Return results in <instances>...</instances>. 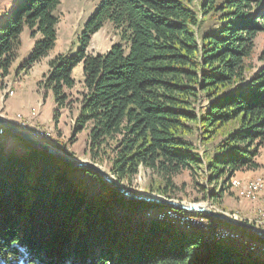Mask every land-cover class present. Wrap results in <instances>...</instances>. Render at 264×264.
Returning <instances> with one entry per match:
<instances>
[{
  "label": "trees",
  "instance_id": "trees-1",
  "mask_svg": "<svg viewBox=\"0 0 264 264\" xmlns=\"http://www.w3.org/2000/svg\"><path fill=\"white\" fill-rule=\"evenodd\" d=\"M60 4L16 0L0 21L1 80L10 74L25 28L34 44L19 71L55 47ZM210 12L214 23H208ZM108 21L120 40L90 52L92 36ZM259 33L264 0H100L77 49L50 60L42 86L53 93L58 120L71 104L74 69L82 64L71 139L87 128L91 159L124 182L141 166L151 169L165 181L152 191L170 197L175 175L202 169L214 186L211 193L203 185L205 197L218 203L238 170L260 166L264 63L247 74ZM235 121L206 159L187 136L196 127L208 139ZM18 139L25 152H8L0 140V264H264V255L245 249L243 239L213 236L207 243L204 230L145 220L143 211L156 205L129 201L97 173ZM83 173L98 188L92 190Z\"/></svg>",
  "mask_w": 264,
  "mask_h": 264
},
{
  "label": "rangeland",
  "instance_id": "rangeland-1",
  "mask_svg": "<svg viewBox=\"0 0 264 264\" xmlns=\"http://www.w3.org/2000/svg\"><path fill=\"white\" fill-rule=\"evenodd\" d=\"M99 1L100 0H61V4L57 10L58 36L55 47L51 49L47 55L35 62L30 69L19 71V62L22 61L31 51L29 50L31 36L28 28H25V35L21 34V44L17 50V57L11 66L10 74L4 79V81L0 79V86L5 82V86L0 87V105H2L0 108L4 109L11 105L12 108L14 106L17 109H20L23 104L28 103L29 107H38L44 117L42 119V124L32 122V125L37 126L34 129V133L43 137L52 136L53 142L57 144L58 147L65 149L67 153L77 159L90 158L87 148L88 129L85 128L76 135L75 139H71L72 127L78 113L83 91L82 64H79L74 69L76 85L70 90L71 104L68 108L61 109L58 120L54 114L56 104L53 93L51 90L44 89L42 81L50 69V60L53 57L59 53H72L77 49V38L83 29L85 21L96 9ZM15 3L16 0H0V21H4L6 15L10 13ZM213 17H215L213 12H210L207 19L208 23L215 22ZM118 40H120L119 30L112 22L108 21L92 36L89 51L93 53L105 52L110 48L112 43ZM262 55H264V33H259L256 37V49L252 57L253 59L248 61L249 69L247 74L253 73L258 66L264 63ZM16 111L19 112L18 116L21 117V111ZM22 123L26 124L24 121ZM236 125V121L226 124L219 129L213 137L208 139H204L206 136L204 130L197 129L196 127L194 128V131L187 136L193 142L195 149L200 152L204 159H206L211 155L217 142L225 132ZM0 140L4 143L8 152L20 151L19 146L15 143L17 142L16 138L10 134H6L5 129L2 126H0ZM256 160L260 164L258 168H243L238 170L236 174L231 177L230 188L219 198L218 203H215L210 197H205L203 185L206 186L211 193L214 192V186L207 182L205 179V171L199 168H196V170L185 169L175 175L173 177V182L176 187L171 188L169 193L172 195L171 197L185 201L210 202L226 212L235 214V210L238 211L240 209L237 205L239 199L233 194V192L240 197L250 200H257L261 196V193L264 192V145L260 148ZM106 167L108 166L106 165ZM201 168L206 169V166L203 164ZM82 176L89 182L92 190L98 188V183L90 176V174L83 173ZM255 181H261L262 186L257 190L249 192L250 184ZM164 182L165 181L157 173L141 166L139 172L132 178V181H126L125 184L136 191L157 193L152 191V188L159 190V188H162L165 185ZM245 191L246 194L244 193ZM142 214L145 220L149 218L166 220L170 221L173 226L185 230L197 228L196 224L205 223L207 226H199L198 228H204L208 231L210 230L211 238L213 236L218 239L222 237H231V232H227V230H223V233H219V236L218 232L220 229L217 227L218 224L211 221L208 222V218L203 215H193L169 207L160 206L150 207L149 210L143 211ZM259 218L264 223V200L261 202L259 208ZM231 238L243 239L248 244L247 246L249 248L248 249L246 246L242 245L245 249L254 252L253 254L257 253L256 255H264V249L262 248L264 244H260L264 242L256 239L250 241L248 237L242 236L241 234Z\"/></svg>",
  "mask_w": 264,
  "mask_h": 264
},
{
  "label": "water",
  "instance_id": "water-1",
  "mask_svg": "<svg viewBox=\"0 0 264 264\" xmlns=\"http://www.w3.org/2000/svg\"><path fill=\"white\" fill-rule=\"evenodd\" d=\"M23 121L26 122V124H23ZM0 126L4 127L6 134H11L12 136H16L24 140L32 147L45 151L58 159L66 161L72 167L97 173L109 186L116 189L124 198L129 201L146 202L148 204H153L160 207H170L191 214L204 215L211 222L213 221L215 223H219L229 229L239 231L245 235H254L260 240L264 241V223L260 220V218L258 222L249 220L247 218H242L237 214L226 212L210 202H191L173 198L164 194L133 190L131 187L127 186L124 181L119 180L113 174L111 169L106 167V165L100 164L91 158H74L72 155L67 153L65 149L58 147L57 144L53 142L52 136L41 137L36 135L34 133V129L37 126L32 125V123L28 119L24 118L22 114L21 117H19L17 114L15 120H12L0 112ZM195 229L204 230L206 232L205 239H207V243L215 239L211 238L210 230L208 231L204 228ZM242 230H245L248 233H244ZM206 246L207 244L205 247Z\"/></svg>",
  "mask_w": 264,
  "mask_h": 264
},
{
  "label": "crops",
  "instance_id": "crops-1",
  "mask_svg": "<svg viewBox=\"0 0 264 264\" xmlns=\"http://www.w3.org/2000/svg\"><path fill=\"white\" fill-rule=\"evenodd\" d=\"M25 31H26V29L22 32V35H25ZM33 44H34V39L30 37V48H29V50H31ZM0 107H2V105H0ZM16 110L21 111L20 113L24 116V118L28 119L31 123L32 122H35L38 124L43 123L42 119H43L44 115L41 113V110L36 106L29 107V103L23 104L20 109L19 108L17 109L14 106L12 108L11 105L5 107L4 109L0 108V112H2L5 116L11 118L12 120H15L17 114L19 113ZM16 141L17 142H15V143H17V145L19 146V150L22 152H25L26 148L23 147L21 140L16 138ZM233 194H235V196L239 199V203H237V205H238V208L240 209L238 211L235 210L239 214L236 212H234V213L237 214L238 216L242 217V218H247L249 220L258 222V220H259V208H260L261 202L264 200V192L261 193V196L257 200H250L247 198L240 197L234 192H233Z\"/></svg>",
  "mask_w": 264,
  "mask_h": 264
},
{
  "label": "bare ground",
  "instance_id": "bare-ground-1",
  "mask_svg": "<svg viewBox=\"0 0 264 264\" xmlns=\"http://www.w3.org/2000/svg\"><path fill=\"white\" fill-rule=\"evenodd\" d=\"M4 128V127H3ZM37 135V134H36ZM41 137H43V136H41ZM262 186V182L261 181H255V182H253L252 184H250V186H249V192H251V191H253V190H257L259 187H261ZM256 192V191H255ZM245 194H246V191L244 192ZM242 194V193H241ZM251 194V193H250ZM256 194V193H255ZM254 194V195H255ZM257 197V196H256ZM170 208V207H169ZM171 209H174V208H171ZM175 210H177V209H175ZM178 211H180V210H178ZM181 212H184V211H181ZM185 213H187V212H185ZM189 214H191V213H189ZM193 215H200V214H193ZM204 216V215H203ZM213 222V221H212ZM213 223H215V222H213ZM218 227V229H223V230H227V232H231V237H236L237 235H239V233L236 231V230H232V229H229V228H227V227H225V226H223V225H218L217 226ZM242 234V233H241ZM245 235V234H244ZM220 236V235H219ZM245 239V238H244ZM250 239V238H249ZM250 241H253L252 240V238L250 239ZM260 244H264V243H260ZM252 246V245H251ZM263 249H264V246L262 247Z\"/></svg>",
  "mask_w": 264,
  "mask_h": 264
},
{
  "label": "built area",
  "instance_id": "built-area-1",
  "mask_svg": "<svg viewBox=\"0 0 264 264\" xmlns=\"http://www.w3.org/2000/svg\"><path fill=\"white\" fill-rule=\"evenodd\" d=\"M199 226H207L205 223H202V224H196V227L198 228ZM219 233H223V229H220L219 232H218V235Z\"/></svg>",
  "mask_w": 264,
  "mask_h": 264
}]
</instances>
